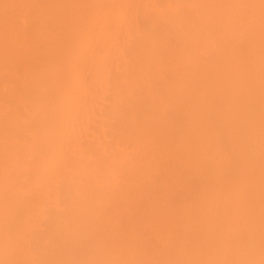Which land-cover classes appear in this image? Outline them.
Instances as JSON below:
<instances>
[{
    "label": "bare ground",
    "instance_id": "obj_1",
    "mask_svg": "<svg viewBox=\"0 0 264 264\" xmlns=\"http://www.w3.org/2000/svg\"><path fill=\"white\" fill-rule=\"evenodd\" d=\"M26 131L36 142L25 148L50 143L46 169L62 184L69 176L63 189L81 198L63 195L77 201L48 214L47 235L28 209L35 215L51 188L23 181L46 155L23 153ZM0 140L1 161L36 160L24 170L32 179L20 171L10 185L3 161L0 192L18 182L41 193L0 195V232L24 225L0 240V264H264V245L250 256L234 233L264 210L247 196L264 174L254 161L262 174L248 175L253 156L264 159V0H0Z\"/></svg>",
    "mask_w": 264,
    "mask_h": 264
},
{
    "label": "rangeland",
    "instance_id": "obj_2",
    "mask_svg": "<svg viewBox=\"0 0 264 264\" xmlns=\"http://www.w3.org/2000/svg\"><path fill=\"white\" fill-rule=\"evenodd\" d=\"M11 127L13 128V131H15L14 129H16V128H15L14 126H11ZM6 128H7V127H6ZM8 128H9V127H8ZM12 128H10V129H12ZM33 128H34V127H33ZM33 128H32V129H33ZM35 128H36L37 131H41V130H42V128H39V127H37V126H35ZM20 129H21V131H22V128H20ZM32 129H30V130H32ZM38 129H39V130H38ZM44 129H45V128H44ZM7 130H8V129H6V131H7ZM23 130H25V129H23ZM26 130H27V128H26ZM34 130H35V129H34ZM4 131H5V129H4ZM9 131H10V130H9ZM9 131H7L8 133H7V132H6V133H7V134L10 133V135H14L13 133L21 134L22 132H24V131H22V132H19V131H18V132H13V133L11 134L12 130H11L10 132H9ZM16 131H17V130H16ZM29 132H30V131H29ZM32 132H33V130L31 131V133H32ZM31 133H28V132L26 131V133H25V135H24V136H25L24 139H26V140H24L23 137L21 138V140H23L22 143H20L22 146L24 145L23 143H25V142H26L27 144H28V143L36 142V141L33 140L32 136H31ZM18 134H16V135H18ZM27 134H28L29 136H31L30 139L32 138V140L27 139V138H29ZM22 135H23V134H22ZM15 137H16V136L14 135V138H15ZM26 137H27V138H26ZM17 138H18V136H17L15 139H17ZM18 139H20V136H19ZM7 140H9V139H7ZM4 141H5V140H4ZM12 141H13V143H10L9 141H7V142H9V144H11V145L8 144L10 147L13 146V148L11 147V149H15L16 151H14V152L16 153V152H17V149H16V146H14V144H15L16 141H15L14 139H13ZM12 141H11V142H12ZM14 141H15V142H14ZM24 141H25V142H24ZM27 141H29V142H27ZM5 142H6V141H5ZM1 143L3 144L2 140H0V147L4 146V145H2ZM39 143H40V145H36L37 143H36V144H32V145H35L36 148H37V150H38V148H40V151L42 150V146H44L46 149L43 147V150L41 151V154H43L44 151L46 150V153H48V156H50V157L53 159V153H51V151H50V149H53V150H54V148H52L53 146H51L50 143H45V142H43V141H41V142H39ZM16 144H18V143L16 142ZM5 145H6V144H5ZM32 145L30 144L29 147H31ZM47 145H48V146H47ZM49 145L51 146L50 149H49ZM253 145H254V143L251 142V147H252V148H253ZM26 146H28V145H26ZM26 146H25V145L23 146L24 152H23V150L21 151V149H19V146H18V149H19L21 152H23V153H25V154L27 155L28 153H27V151H25V150H27L29 147H28V148H25ZM39 146H40V147H39ZM14 147H15V148H14ZM224 147H225V148L223 149V153H224V157H225V161H224V162H226L225 164L227 165V166L224 165V168L226 167V171H225V172H227L228 174H230V176H231L233 179H237V178H239V177H238V174H237V171H234V170H233V164L235 163V155H234L233 151L231 150V147H230V146H228L227 144H225ZM5 148H8L7 145L5 146ZM20 148H22V147H20ZM36 148H35V149H36ZM8 149H10V148H8ZM8 149H7V151H9ZM11 149H10V150H11ZM44 149H45V150H44ZM28 150H30V149H28ZM37 150H36V151H37ZM20 151H19V154H18V155L21 154ZM30 151L33 152L32 149H31ZM10 152H11V151H10ZM28 152H29V151H28ZM31 152H29V155H30ZM42 152H43V153H42ZM15 153H14V156H16L18 152H17L16 154H15ZM23 153H22V154H23ZM22 154H21L20 158H19V156H18V158H19L18 161H16L17 159L15 160L16 163L20 162L18 165H15V163H14V164L11 163L10 160H9V159H13V158H15L14 156H12V158H11V157H8L7 155H6V157L4 156V158L6 159V161H5V159L2 157V158H3L2 161L0 160V168L5 164L4 168H6L5 170H6V172H7V175L9 176V179H7L8 181H6V182H8V185H10L9 183L13 182L12 180H14V181H19V180L22 178L21 174L19 173V172L21 171V173H24V174H23V175H24L23 178H24L25 175H26L27 178L32 179V177L35 176L34 174H36L35 177H36L37 179H36V178H33V179H32L33 181H34V179H35L34 182H32V180H30L31 182H29V180H28V181L23 180L25 185H26L27 182H28V184H31V186L33 185V186L35 187L36 190H37V188H38V190L42 191V193H44L45 191H47V190H49V189L51 188L50 192L47 191L48 193L46 192V193H44V194L42 195V196L45 198V201H42V200H41V201H42V202H41L40 200H36V201H38V202L40 201V204H41V205L46 204V202L49 203V204H47V206L49 205L48 207H47L46 205H45V206L38 205L39 203L37 204V202L35 201V202H36V205H38V206H39L38 208H40L41 210H40V209H37V208H34V210H37V211H35L36 213H34L35 215H33V214H32V212H33L32 210H33V209L30 208V207H29V209H31V210L28 209V211H30V213H31V214H29V212H28V214L31 215V216H30V217H31L30 222L32 221V218H33V221H36L35 223L38 222L37 224H34V222H33V224H34L35 226H36V225L38 226L35 232H37V233H38V232H43V234H44V233L46 234V233L48 232V231H46V229H47V228L50 229L49 227L52 226V225H49V224H48V223H51V221L49 222V218H48V217H49L50 215H48V214H52V212H53V213L57 212V213H59V214H62V212L64 211V209H66V207L64 208L65 204L68 205L70 202L77 201V200H75L76 198H77V199H80V200H78V201L81 202V198L79 197V195H77V194L74 192L75 190L73 191V189H72V191H71V189L69 190V188H68V189L66 188V187H68V186H67V185H68L67 182H69V178H68L69 176H68V175H67L68 177H67L66 179H65V177H64L66 174L63 175L64 178L62 177V178H63V181L65 180V183H64V184H62V180H61V178H59L58 181L55 180V177H54L55 174L53 175L52 173L49 172V171H50L49 169L52 167V165H53L52 163H53V162H52L51 164H46L47 155H46L45 153H44V155H46V157L44 156V157H43V160L40 159L43 155L40 156V154H39V155L36 154V155H38V158H37V157H36V158H37V160H38V159L40 160V164H41V165L39 164V162H38L39 160H38V161H37L38 164L36 163V164H35V167L38 165V166H39V169H40V167H41V169L44 168V169H42L41 171H43L42 173L45 174V173H46V170H47L46 168H48V166H51V167L48 168L49 171L47 170V172H48L47 175H48V176H47L46 174H45V175H42V174H41L42 176L39 175V174L41 173V171H40L39 169H38L39 171H38V170L35 171L36 168L33 166L32 163L36 162V160H35V161L33 160L32 163L29 162V163L25 164V162L29 161L28 159L31 158V156H33V155H31L30 157H29V155H28L29 158L27 157V160L25 161V158L22 156ZM50 154H51V155H50ZM23 155H24V154H23ZM16 157H17V156H16ZM25 157H26V156H25ZM34 157H35V156H34ZM39 157H40V158H39ZM253 157L255 158V160H254V158H253V161H252V162H254V161H256V162L258 161V162H259V161H260L262 164H264V161L262 162V160H264V159L260 160V158H259V160H256V159H258V156H257V157L253 156ZM7 158H8V160H9V162H7ZM32 158H33V157H32ZM32 158H31V159H32ZM44 158H45V159H44ZM262 158H264V155H263ZM0 159H1V158H0ZM23 159H24V160H23ZM31 159H30V160H31ZM34 159H35V158H34ZM52 159H50V160L52 161ZM13 160H14V159H13ZM44 160H45V161H44ZM170 160L172 161L173 159L171 158ZM3 161H4V164L1 165ZM11 161H12V160H11ZM42 161H43V162H42ZM5 162H6V163H5ZM44 162H45V163H44ZM7 163H9V165H8ZM43 163H44V164H43ZM49 163H50V162H49ZM261 163H260V164H261ZM11 164L14 165V166H13L14 168L11 167ZM23 164H25V165H23ZM28 164H30V165L32 164V167H34L35 170H34V168H33V170H32V168H31V169H28V168H29V167H28V166H29ZM42 164H43V165H42ZM251 164H252L253 166H254V164H256L257 167L254 166V167H255V169H254L253 166H252ZM251 164H250L251 169H252V168H253V169H252V170H250V168L248 169V175H249L250 173H251L252 176L257 175V174H256L257 171H255L256 169H258V172H257L258 175L262 174V173L259 174V172L262 171V170L260 169V166H261L262 164L259 165L258 163H255V162H254V164H253V163H251ZM6 165H8L7 167H9V168H8L9 171H7V167H6ZM22 165H23V166H26V167H23ZM44 165H45V166H44ZM234 165H235V164H234ZM258 165H259V168H258ZM17 166H18V167H21L22 170H21L20 168L17 169ZM38 166H37V168H38ZM262 166H264V165H262ZM10 167H11V169H16L15 171H17V172L20 174L19 176H21V177H18V176L15 177V176H14V173H15V172H14L13 170H11L12 172H10ZM2 168H3V167H2ZM2 168H1V169H2ZM24 168H25V169H24ZM26 169L34 171V174L32 173V171L29 172L28 170H27V172H25L24 170H26ZM3 170H4V169H3ZM224 170H225V169H224ZM249 170H250V171H249ZM263 171H264V167H263ZM1 172H2V174H4L3 172H5V171H1ZM8 172L12 173V176H13V177H12ZM17 172H16V173H17ZM35 172H36V173H35ZM253 172H255V173L252 174ZM16 173H15V175H16ZM37 173H38V174H37ZM0 174H1V173H0ZM2 174H1V175H2ZM27 174H29V176H28ZM7 175L4 174L5 177H6ZM17 175H18V174H17ZM32 175H33V176H32ZM49 175L53 176L54 179H53L51 176H49ZM258 175H257L256 177H258ZM262 175H264V174H262ZM262 175H261L259 178H261V181L264 183V181H263L264 178H263V180H262V177H264V176H262ZM4 176H0V178H1V177L4 178ZM37 176H40L41 178L44 177V176H47V179L50 178V177H51V179H50V181L46 180V183H47V181H48V183L46 184L47 186L45 185V182H44V181H43V182H44L43 185L41 186V184L37 183V182H38L37 180L40 179V178H38ZM60 177H61V176H60ZM18 178H19V179H18ZM23 178H22V179H23ZM25 178H26V177H25ZM25 178H24V179H25ZM45 179H46V178H45ZM73 179H77V178H73ZM254 179H255V177H254ZM3 180H4V179H3ZM40 180H41V179H40ZM66 180H68V181L66 182ZM255 180H257V178H256ZM258 180H259V179H258ZM25 181H26V183H25ZM53 181H54V182H53ZM60 181H61V182H60ZM78 181H79V180H78ZM78 181H74V182H78ZM261 181L259 180V182H261ZM39 182H40V181H39ZM259 182H258V183H259ZM262 182H261L262 187H261V184H260V183H259V184H256L257 186L259 185L260 188H259V187H256V186L253 185V187H256V188H255L256 190H255L254 188H252V186H250L252 189L255 190V192H254V190H253L252 192H250V191L248 190L249 192L247 193V196H248L249 194L252 193V194L250 195L251 197H250V198L248 197V198L250 199V200L248 199V201L255 202L256 204L259 203V204H257V206H258V205L260 206V203L264 205V203H263V202H264V195H261V194L263 193L264 190L261 191V192H258V191H257L258 189H260V190H261L262 188L264 189V187H263L264 184H263ZM1 183L3 184V181H2V180H1ZM20 183H22V182H20ZM34 183H35V184L37 183V184H36L37 186H36ZM40 183H42V182H40ZM49 183H50V184H51V183H54V184H56V185H55V186L52 185V184L50 185ZM59 183H61V184H59ZM11 184H12V183H11ZM17 184H18V182H17V183L14 182V184L12 185L13 187H11V188H13L12 191L10 190L11 188H10V189H6V190L3 188V189L1 190V192H0V195H1V196H4V195H5V196L9 199V201H10V199H11V202L13 203L16 199L13 201L12 198H15V197H12V198H11V196H10L9 194L12 192V193H11V195H12V194L14 193V191L17 192V190H15V189H18L19 186H20L21 188H23L20 184H19V186H17ZM24 184L22 183V185H24ZM65 184H67L66 187H65V189H67V191L69 190L70 192H67L66 190L63 189V187H64L63 185H65ZM48 185H49V186H48ZM61 185H62V186H61ZM75 185L77 186V183H75ZM75 185H74V186H75ZM1 186H2V185H1ZM1 186H0V188H1ZM4 186H5L6 188L10 187V186H7L6 183H4L3 187H4ZM16 186H17L18 188H17ZM26 186H27V185H26ZM26 186H25V188H26ZM29 186H30V185H29ZM29 186H28V187H29ZM31 186H30V187H31ZM33 186H32V187H33ZM52 186H53V187H52ZM58 186H59V187H58ZM60 186H61V188H60ZM76 186H75V188L78 189V187L80 186V183H78V186H77V187H76ZM14 187H16V188H14ZM28 187H27L26 190H24L25 188H23L21 191H20L21 188H19L18 191H19L20 193L24 191V193L19 194V193L17 192V193L20 195V197H16V198L21 199V197H23V196H24V198H27L30 194L32 195V197H34V196H35V195L33 196L34 193H35L38 197L41 195V193H40L39 195H38V193H36L38 190H37V191L35 190V191H36V192H35V191H34V188L31 187V189H33V190L31 191L30 188H28ZM36 187H37V188H36ZM39 187H40V188H39ZM250 187H249L248 189H250ZM42 188H44V190H43ZM45 188H46V189L48 188V189L45 190ZM52 188H55V189L53 190ZM56 188H57V189H56ZM71 188H72V187H71ZM28 189H29V190H28ZM61 189H62V190H61ZM252 189H250V190H252ZM4 190L7 191V192H5ZM60 190H61V191H60ZM260 190H259V191H260ZM10 191H11V192H10ZM27 191H29V192H27ZM43 191H44V192H43ZM62 191H63V192H62ZM25 192H26L27 194H29V195H27V194L24 195ZM33 192H34V193H33ZM52 192L54 193V196H55V197L52 196ZM256 192H257V193H256ZM55 193H57V194H55ZM58 193H59V194H58ZM65 193H66V194H65ZM73 193H74V196H73ZM255 193H256V194H255ZM260 193H261V194H260ZM61 194H62V196H61ZM67 194H69V195L72 194V196H73L75 199L73 198L74 200L67 201V199H72V196H71V198H70V196H68V198H67V197L65 198V196H66ZM75 194H76L78 197H75ZM254 194H255V195H254ZM16 195H17V194H15V195H13V196H16ZM21 195H23V196H21ZM47 195H49V196H48V199L50 198L49 200L46 199V198H47ZM56 195H57V196H56ZM63 195H65V196H63ZM256 195H257V196H256ZM51 196H52V199H51ZM30 197H31V196H30ZM35 197H36V196H35ZM257 197H259V198L257 199ZM0 198H2V197H0ZM7 198H5V199L3 200L4 203H6ZM24 198H22V199H24ZM41 198H42V197H41ZM56 198H57V199H56ZM172 198H176V197H171V199L168 200L170 206H171V205L173 206L172 203L175 204V202H176V201H173V202L170 203V200L172 201ZM252 198H254V199H252ZM255 198H256V200H255ZM262 198H263V199H262ZM37 199H40V197L37 198ZM58 199H59V200H58ZM25 200H26V199H25ZM30 200H31V199H30ZM47 200H48V201H47ZM54 200H55V201H54ZM173 200H174V199H173ZM3 201H2V199H1V200H0V204H1V203L4 204ZM23 201H24V200H23ZM23 201L21 200V202H23ZM26 201H27L26 204H25V202H23V204H24V207L26 206V207L28 208V206H27V204H28V200H26ZM57 201H58V202H57ZM260 201H261V202H260ZM11 202H9L10 207H11ZM18 202H19V201H18ZM21 202H19V203H21ZM29 202H30V201H29ZM31 202H32V200H31ZM33 202H34V200H33ZM33 202H32L31 204H32V205H33V204L35 205V203H33ZM56 202H57V203H56ZM15 204H16V203H15ZM169 204H168V205H169ZM4 205H5V204H4ZM29 205H30V203H29ZM36 205H35V207H37ZM263 205H262V206H263ZM6 206H9V205L6 204ZM15 206H16V205H15ZM21 206H22V208H23V205H22V204H21ZM30 206H31V205H30ZM57 206H58V207H57ZM10 207H9V208H10ZM16 207H20V206H16ZM42 207H44V208L42 209ZM54 207H55V208H54ZM56 207H57V208H56ZM263 207H264V206H263ZM4 208H5V207H4ZM9 208L7 207V209H9ZM12 208H13V205H12ZM14 208H15V207H14ZM215 208H217V209H214V208H213V210H214V211L216 210L215 212L218 213L217 210H219V207H215ZM16 209H17V208H16ZM20 209H21V208H20ZM20 209H19V210H20ZM23 209H25V208H23ZM48 209L50 210V212H51V211H52V212L50 213ZM59 209H60V211H59ZM61 209H62L63 211H62ZM4 210H5V209H4ZM4 210H3V211H4ZM46 210H48V211H47V212H44V211H46ZM56 210H58L59 212L56 211ZM6 211H7V210H6ZM9 211H11V208H10ZM25 211H26V209H25ZM39 211H40L39 214H41L40 216H42V217H40L39 214H37ZM54 211H55V212H54ZM261 211H262V213H261ZM1 212H2V211H1ZM13 212H14V210H12V213H13ZM15 212H16V211H15ZM17 212H18V209H17ZM17 212H16V213H17ZM23 212H24V210H23ZM48 212H49V213H48ZM256 212L260 213L259 215H255V218L258 220V222H257V220L255 219V220H256L255 222L258 223L257 225H256L255 223H254L255 225L253 224L252 227H251V225H248V224L246 225V224L244 223V221H245V218H244V219H242V220H243L242 224H244V225H241V223H240V226H241V227H239V225L237 226V227H239L238 229H240V230L238 231V229L235 227V228L237 229V231L234 232L235 234H236V233L238 234V235H237V234L235 235L236 237L234 236V237H235V240H236V245H237V247L239 248V246H240V248H241V245L243 246L244 244H247L248 246H250L249 249H248V247H245V248L248 250V253H250V254H249L250 256H251V255L254 256L253 253H254L255 251L258 253V251H260L261 249L264 248V247H263V245H264V241H263L264 238H262V237L264 236V231H262V229H263V227H264V222H262V224H261V221H262V219H263V217H264V216L262 217V215H263V213H264V210H263L261 207H260V210H259V207H258L257 210H256ZM8 213H10V212L7 211V212H6V216H7ZM42 213H43V215H42ZM254 213H255V212H254ZM0 214H1V213H0ZM3 214H4V212H3ZM3 214H2V215H3ZM25 214H26V212H25ZM28 214H27V215H28ZM45 214H47V215L44 217ZM214 214H215V213H214ZM256 214H257V213H256ZM10 215H12V214L10 213ZM22 215H23V214H22ZM215 215H216V214H215ZM0 216H1V215H0ZM3 216H4V215H3ZM12 216H13V215H12ZM14 216H15V215H14ZM16 216H17V215H16ZM18 216H21V214H19ZM35 216H36V217H35ZM38 216H39V217H38ZM258 216H259V217H258ZM22 217H23V216H22ZM245 217H246V216H245ZM12 218H14V217H12ZM12 218H10V220H9V216H8V219H7V220H5V219H3V220H5L7 223H10V224H11V221H12L11 219H12ZM46 218H47V219H46ZM1 219H2V218H1ZM18 219H19L18 217H17V219H14V220H15L14 223L17 224L16 220L19 221ZM36 219H37V220H36ZM41 219H44V220L46 219V220H45L46 222H45L44 220H41ZM9 221H10V222H9ZM41 221H42V222L44 221L43 223H45V224H47V225L44 226V225L42 224ZM6 222H5V223H6ZM20 222L22 223L23 220L21 219ZM12 223H13V221H12ZM39 223H40L41 225H40ZM2 224H3V223H2ZM18 224H19V223H18ZM18 224H17V226H18ZM38 224H39V225H38ZM52 224H53V223H52ZM5 225H6V224H5ZM5 225H3V227H4ZM48 225H49V227H48ZM245 225H246V226H245ZM262 225H263V226H262ZM0 226H1V224H0ZM6 226H8V224H7ZM14 226H15V225H13V227H14ZM17 226L14 227L15 229L18 228L17 230H20L19 227H20L21 229L24 227V225L22 226V225H20V224H19L18 227H17ZM40 226H41V228H40ZM43 226L45 227V230L42 229V228H44ZM248 226H250L251 228H250V227L248 228ZM254 226H257L258 229H257V227H254ZM46 227H47V228H46ZM246 227H247L250 231L247 230ZM260 227H261V228H260ZM7 228H8V227H7ZM10 228H12V227L9 225V229H8V231L5 230V227H4V229H3V230H5V231H3V233H4V234H7V237H8V238H11L13 235H15V232L17 233V230H15V229H12V230H15V232L12 233V231H11ZM241 228H242L244 231H243ZM244 228H246V229H244ZM254 228H256L257 231H256ZM259 228H260V230H259ZM23 229H24V228H23ZM38 229H39V230H38ZM251 229H252V230H251ZM0 230H1V229H0ZM9 230H10V231H9ZM40 230H41V231H40ZM241 230H242L243 232H242ZM253 230H255L256 232H255V231L253 232ZM251 231H252V234L255 233L254 235H251V237H252V238H255V237L257 236V239H256V238H255V239H250V237H249V239L247 238V235L250 236V234H248V233L251 232ZM259 231H260L261 233H260ZM244 232H246V233H244ZM258 232H259V234H257ZM262 232H263V235H262ZM37 233H34L33 237H34V236L36 237V236H37ZM0 234H2V233L0 232ZM4 234H2L3 236L1 235L2 237L0 236V237H1V238H0L1 241H2V240H4V241L6 240V241H7L6 236H4ZM35 234H36V235H35ZM38 234H39V233H38ZM40 234H42V233H40ZM47 234H48V233H47ZM47 234H46V235H47ZM244 234H245V235H244ZM256 234H257V235H256ZM259 235H260V236H259ZM261 235H262V236H261ZM10 236H11V237H10ZM237 236H238V237H237ZM239 236H240V237H239ZM242 236H243V237H242ZM245 236H246V238H245ZM254 236H255V237H254ZM236 238H237V239H236ZM261 238H262V240H261ZM8 240H9V239H8ZM248 240H252V242H250V241H248ZM256 240H257V243L255 242ZM4 241H2V242H3L2 244H4ZM239 241H240V242H239ZM262 242H263V243H262ZM0 243H1V242H0ZM259 243H260V244H259ZM2 244H1V245H2ZM249 244H251V245H249ZM247 245H244V246H247ZM257 245H258V246H257ZM261 245H262V246H261ZM2 246H3V245H2ZM244 246H243L241 249L239 248L238 250H239L240 252L244 251V250H245ZM255 246H256V247H255ZM260 246H261V247H260ZM251 247L253 248V249H252L253 252H251V251H252V250L250 249ZM257 247H258V248H257ZM262 247H263V248H262ZM255 248H257V249H255ZM260 248H261V249H260ZM258 249H259V250H258ZM250 250H251V251H250ZM254 250H255V251H254ZM257 250H258V251H257ZM256 252H255V253H256ZM255 255H256V254H255Z\"/></svg>",
    "mask_w": 264,
    "mask_h": 264
}]
</instances>
